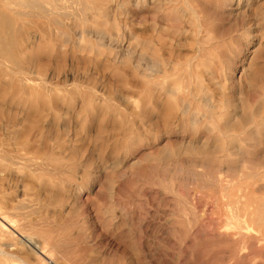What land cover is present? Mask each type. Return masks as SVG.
I'll return each instance as SVG.
<instances>
[{
    "label": "rangeland",
    "instance_id": "rangeland-1",
    "mask_svg": "<svg viewBox=\"0 0 264 264\" xmlns=\"http://www.w3.org/2000/svg\"><path fill=\"white\" fill-rule=\"evenodd\" d=\"M89 1L0 75V200L57 242L0 263L264 264V0Z\"/></svg>",
    "mask_w": 264,
    "mask_h": 264
},
{
    "label": "bare ground",
    "instance_id": "bare-ground-1",
    "mask_svg": "<svg viewBox=\"0 0 264 264\" xmlns=\"http://www.w3.org/2000/svg\"><path fill=\"white\" fill-rule=\"evenodd\" d=\"M59 7L60 6H58L57 0H0V75L1 76L9 77L10 78L9 80L11 81L18 80L19 82H21L22 87L25 89H31L33 87L26 78V73L29 72V64L33 62L31 53L33 52L35 46L36 45L38 46V44L41 41L48 40L49 43L52 42L57 43L56 41L59 40L60 34L63 33V31L62 33H60V28L62 27L60 14L62 13H59ZM26 34L30 35L29 38H25ZM39 40L40 42L38 43ZM35 49H38V47H36ZM171 91L172 90L170 89L169 92ZM0 118H2V116ZM9 119L12 121L11 118ZM9 119L8 120L7 118L5 119L7 120V122L3 119L5 121V122L3 121V123H5L6 127L9 126L10 124L9 122H11ZM0 122H2L1 119ZM13 122L14 121L11 122V125L13 124ZM20 122L22 123V121ZM12 126L14 127V125ZM14 129H17V127ZM15 136L13 137L12 135L11 140H10L11 137L8 138L11 142L7 140L6 137H5L6 138L5 141L3 140L5 138H2V140H0V157L7 159L9 163H12L14 158L25 159L24 154L22 155V157H20V155L23 153V152L21 153L20 151V147L22 145L20 146L19 144L18 146L17 144L19 148L17 146L16 148H14V150L18 148L17 150H19L18 153H21L20 155L16 153L17 150H15L14 153L13 148L12 147L10 148L11 144L13 143L15 144L16 141ZM13 139L15 141L12 143ZM7 146L12 150V152H10L9 150L7 151L8 148ZM23 146H25V144ZM26 153L28 154V152ZM39 153L40 152H36V154L38 155ZM41 153L44 154V152ZM33 154L36 155L35 153ZM46 155L47 153L42 156H46ZM26 158H31V157H26ZM50 158L54 159L53 157ZM5 168H6L5 166L0 165V171H4ZM8 201L9 203L7 202L3 204L2 203L3 201L0 200V258H12V259L18 258L17 251L19 247L26 245V243H28L29 245H31V247L33 246L32 248H35L34 250L37 249V251L40 254L47 256L49 259H52L51 256L54 253L56 254L55 243L57 242L54 241L52 242L51 240L44 237L42 235L43 234L42 230H43V226L48 225V223L50 222H53V219L47 216L41 217V215L39 216V219L37 216H36L37 219L33 217L31 218L29 215L31 214L32 211L31 212L21 211L25 207H23V205L22 206L19 205V201H17L18 204H10V200ZM7 209L8 211L9 209L14 211H12L13 213H8ZM33 211L35 212L37 210H33ZM10 215L12 216L16 215L18 219H16L13 216L16 219L14 220ZM25 229L28 232H26ZM4 237H6L7 239H4ZM42 255H39V257Z\"/></svg>",
    "mask_w": 264,
    "mask_h": 264
}]
</instances>
